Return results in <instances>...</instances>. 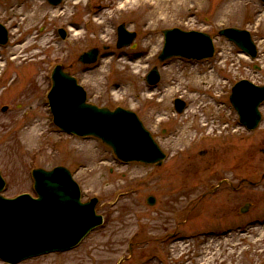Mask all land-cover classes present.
Here are the masks:
<instances>
[{
    "label": "rangeland",
    "instance_id": "1",
    "mask_svg": "<svg viewBox=\"0 0 264 264\" xmlns=\"http://www.w3.org/2000/svg\"><path fill=\"white\" fill-rule=\"evenodd\" d=\"M168 1L63 0L54 7L46 0H0V23L10 33L0 47V172L6 181L0 195L34 196L32 171L63 167L82 202L97 199L96 212L104 217L77 249L23 264H264V181L246 183L264 179V107L262 125L249 133L229 100L243 79L264 86V4ZM122 24L136 33L134 47L117 48ZM228 28L250 32L255 60L219 34ZM59 29L67 32L65 40ZM171 29L209 35L215 55L160 62L163 32ZM94 48L97 62L80 64L81 54ZM56 65L77 79L90 104L137 114L167 155L162 165L124 164L101 141L59 131L47 101ZM153 68L160 81L150 86ZM175 99L186 103L183 112L175 111ZM223 179L246 184L238 192L227 185L213 191ZM206 188L212 191L205 199ZM247 203L253 209L240 217L222 208ZM256 220L261 225L251 227ZM168 230L180 234L173 245L164 243Z\"/></svg>",
    "mask_w": 264,
    "mask_h": 264
},
{
    "label": "water",
    "instance_id": "2",
    "mask_svg": "<svg viewBox=\"0 0 264 264\" xmlns=\"http://www.w3.org/2000/svg\"><path fill=\"white\" fill-rule=\"evenodd\" d=\"M48 1L54 6L62 2ZM163 34L165 44L159 57L162 62L173 57L203 60L214 55L213 41L207 34L179 29L166 30ZM220 35L245 54L256 57V47L247 31L230 28L222 30ZM118 36V48L129 46L136 37L134 33L127 32L124 25L119 27ZM7 40L6 30L0 26V43L5 44ZM98 56L99 50L93 49L84 53L79 61L92 64ZM159 79L156 69L147 78L152 85ZM52 83L49 106L55 125L63 132L97 138L124 162L162 164L165 154L135 113L120 107L112 111L88 104L84 89L61 66L54 69ZM263 100L264 87L258 88L242 81L233 88L231 103L249 130L259 124L258 106ZM175 107L181 113L185 103L176 100ZM33 176L38 199L23 195L6 200L0 196V258L10 264L41 254L71 250L103 222L95 212L98 201L81 203L79 186L67 169H39ZM4 187L5 181L0 174V192ZM148 203L153 205L155 199L149 197Z\"/></svg>",
    "mask_w": 264,
    "mask_h": 264
},
{
    "label": "flooded vegetation",
    "instance_id": "3",
    "mask_svg": "<svg viewBox=\"0 0 264 264\" xmlns=\"http://www.w3.org/2000/svg\"><path fill=\"white\" fill-rule=\"evenodd\" d=\"M264 107V106H263ZM262 109V108H261ZM264 147H261L260 148V150H262ZM236 170V169H235ZM235 177L237 178V176L235 175ZM264 181V179L262 180V181H260V182H258V183H253V184H255V186H259L260 184H262V182ZM246 183H245V181H243V180H241V179H235L234 180V182L232 183L231 181H229L228 179H223L222 180V184L220 185V187H217V188H221L222 186H224V185H227V187L230 189V190H232L233 192H238V191H240L241 189H242V187L245 185ZM206 191L208 190V188H206L205 189ZM208 195H207V193L205 194V199H206V197H207ZM246 205H248V206H246L245 207V209L243 210V207L241 208H239L238 209V207H236L235 205H230V204H228L227 206H225V204H223V210L225 211V209H227L226 210V212H227V214H229V215H234V216H236V217H240L241 215H242V213L243 212H248L249 210H251V209H253V204L252 203H247ZM223 211V212H224ZM206 212H208V209L205 207V213ZM205 217H206V214H205ZM261 222H262V220H256V222H254V223H252V225L253 226H251V227H257V224H260L261 225ZM263 224V223H262ZM255 225V226H254ZM180 226V225H179ZM237 226V225H236ZM235 226V227H236ZM235 227H234V229H235ZM233 229V230H234ZM207 230L208 229H205V232H207ZM228 230V229H227ZM226 230V231H227ZM167 231V230H166ZM213 231V230H212ZM164 232V231H163ZM222 232H224V231H222ZM231 232H234V231H232L231 230ZM231 232H229V234H231ZM165 234V233H164ZM178 236H180V234H179V232L176 230H168V234L165 236L164 235V237H165V241H164V243H168V240H170V244H168V245H173L174 243H176L177 241H175V239L178 237ZM168 238H170V239H168ZM161 264H163V263H161Z\"/></svg>",
    "mask_w": 264,
    "mask_h": 264
},
{
    "label": "bare ground",
    "instance_id": "4",
    "mask_svg": "<svg viewBox=\"0 0 264 264\" xmlns=\"http://www.w3.org/2000/svg\"><path fill=\"white\" fill-rule=\"evenodd\" d=\"M160 1L169 2L168 0H160ZM171 1H172V3L176 4V0H171Z\"/></svg>",
    "mask_w": 264,
    "mask_h": 264
}]
</instances>
